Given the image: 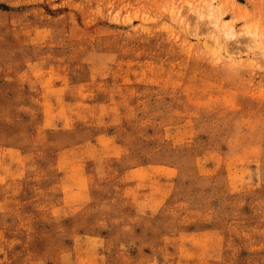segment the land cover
<instances>
[{
    "label": "rangeland",
    "instance_id": "rangeland-1",
    "mask_svg": "<svg viewBox=\"0 0 264 264\" xmlns=\"http://www.w3.org/2000/svg\"><path fill=\"white\" fill-rule=\"evenodd\" d=\"M0 264H264V0H0Z\"/></svg>",
    "mask_w": 264,
    "mask_h": 264
},
{
    "label": "bare ground",
    "instance_id": "bare-ground-1",
    "mask_svg": "<svg viewBox=\"0 0 264 264\" xmlns=\"http://www.w3.org/2000/svg\"><path fill=\"white\" fill-rule=\"evenodd\" d=\"M224 36H225V37H227V36H228V34H224Z\"/></svg>",
    "mask_w": 264,
    "mask_h": 264
}]
</instances>
